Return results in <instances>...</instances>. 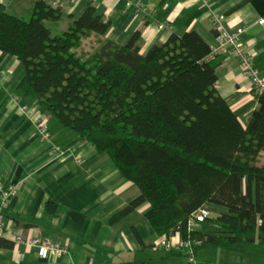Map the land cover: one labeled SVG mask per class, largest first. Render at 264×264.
<instances>
[{"label":"trees","instance_id":"trees-1","mask_svg":"<svg viewBox=\"0 0 264 264\" xmlns=\"http://www.w3.org/2000/svg\"><path fill=\"white\" fill-rule=\"evenodd\" d=\"M60 16L43 1L34 3L27 21L1 13L0 51L23 67L21 97L36 100L108 155L138 188L139 196L108 224L148 202L146 218L157 237L178 232L182 241H201L197 249L264 246V165L257 164L264 93L254 95L257 106L242 126L216 90L215 55L199 33H172L141 53L138 33L123 45L101 37L110 21L95 15L91 3L54 34L45 22ZM203 205L211 215L189 230V215ZM12 246L0 237V248Z\"/></svg>","mask_w":264,"mask_h":264},{"label":"crops","instance_id":"crops-1","mask_svg":"<svg viewBox=\"0 0 264 264\" xmlns=\"http://www.w3.org/2000/svg\"><path fill=\"white\" fill-rule=\"evenodd\" d=\"M37 1L60 11L52 27L46 25L54 34L65 31L91 3L95 15L110 21L101 37L123 45L138 33L141 53L164 43L172 33L191 31L214 51L219 25L227 33L243 28L238 41L264 73V24L258 23L264 17V0H0V14L24 20ZM94 39L84 41L87 49ZM215 60L216 90L246 126L257 106L249 82L238 59L222 52ZM22 76L17 58L0 51V178L17 187L4 212L1 237L10 240L12 229H21L59 243L66 253L41 259L34 247L13 243L0 248V264H264V246L257 242L232 249L200 247L193 263L179 249L154 248L159 237L146 218L148 202L108 224L113 213L139 196L138 188L121 176L108 155L62 127L36 100L21 97L16 86ZM22 105L34 108L36 115L26 116L19 110ZM37 119L46 124V141L40 140ZM54 147L62 152L56 159ZM257 164L264 165V151Z\"/></svg>","mask_w":264,"mask_h":264},{"label":"built area","instance_id":"built-area-1","mask_svg":"<svg viewBox=\"0 0 264 264\" xmlns=\"http://www.w3.org/2000/svg\"><path fill=\"white\" fill-rule=\"evenodd\" d=\"M258 23L264 24V17L261 18ZM244 32L243 28H238L231 33H227L223 30L222 26L217 27L216 46L213 54L228 53L231 57L238 59L242 75L249 82L250 92L255 94L264 93V73H262L255 65L252 54L248 53L242 48L238 41V36ZM16 97L13 98L16 101ZM19 110L26 116L33 118L36 115V110L27 105L20 106ZM37 132L41 141L48 140L49 133L46 128V124L43 121L37 119L36 121ZM60 147H54L52 157L61 155ZM17 193V187L12 183H5L0 178V237L4 236L3 221L5 219L4 212L8 209L10 200ZM211 215L210 207L207 205L200 206L196 211L192 212L187 220V226L189 230L197 229L201 223H203ZM9 239L12 243H23L32 246L36 249V254L41 259L47 258L49 255H62L66 253V247L46 239H40L30 234L29 231L21 229H12ZM201 245V241L194 240L182 241L179 237V233L175 232L170 236H161L158 241L153 245L154 248L164 250H177L183 249L185 257L189 263L194 262V256L197 247Z\"/></svg>","mask_w":264,"mask_h":264},{"label":"rangeland","instance_id":"rangeland-1","mask_svg":"<svg viewBox=\"0 0 264 264\" xmlns=\"http://www.w3.org/2000/svg\"><path fill=\"white\" fill-rule=\"evenodd\" d=\"M23 19H24V18H23ZM29 19H30V17H29V18H26V19H24V20H29ZM46 25L52 27V23H51V21H49V24H46ZM85 46H87V45H85ZM240 244H241V243H240ZM240 244L237 243V244L235 245V247H239Z\"/></svg>","mask_w":264,"mask_h":264}]
</instances>
